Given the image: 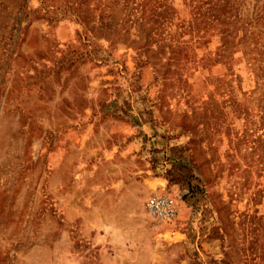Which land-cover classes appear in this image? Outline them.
Segmentation results:
<instances>
[{
  "label": "rangeland",
  "instance_id": "rangeland-1",
  "mask_svg": "<svg viewBox=\"0 0 264 264\" xmlns=\"http://www.w3.org/2000/svg\"><path fill=\"white\" fill-rule=\"evenodd\" d=\"M0 264H264V0H0Z\"/></svg>",
  "mask_w": 264,
  "mask_h": 264
},
{
  "label": "built area",
  "instance_id": "built-area-1",
  "mask_svg": "<svg viewBox=\"0 0 264 264\" xmlns=\"http://www.w3.org/2000/svg\"><path fill=\"white\" fill-rule=\"evenodd\" d=\"M145 209L151 218L160 223H172L178 213L175 198L168 195L149 197Z\"/></svg>",
  "mask_w": 264,
  "mask_h": 264
}]
</instances>
